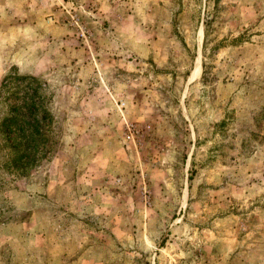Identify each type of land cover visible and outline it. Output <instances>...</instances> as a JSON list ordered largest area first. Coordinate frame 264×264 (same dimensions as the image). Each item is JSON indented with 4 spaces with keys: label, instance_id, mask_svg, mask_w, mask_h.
<instances>
[{
    "label": "rangeland",
    "instance_id": "1",
    "mask_svg": "<svg viewBox=\"0 0 264 264\" xmlns=\"http://www.w3.org/2000/svg\"><path fill=\"white\" fill-rule=\"evenodd\" d=\"M0 264H264V0H0Z\"/></svg>",
    "mask_w": 264,
    "mask_h": 264
},
{
    "label": "built area",
    "instance_id": "2",
    "mask_svg": "<svg viewBox=\"0 0 264 264\" xmlns=\"http://www.w3.org/2000/svg\"><path fill=\"white\" fill-rule=\"evenodd\" d=\"M128 130H129V137H131V135L133 134L134 131V125L133 124H129L128 125Z\"/></svg>",
    "mask_w": 264,
    "mask_h": 264
},
{
    "label": "bare ground",
    "instance_id": "3",
    "mask_svg": "<svg viewBox=\"0 0 264 264\" xmlns=\"http://www.w3.org/2000/svg\"><path fill=\"white\" fill-rule=\"evenodd\" d=\"M196 73H197V71H196Z\"/></svg>",
    "mask_w": 264,
    "mask_h": 264
}]
</instances>
